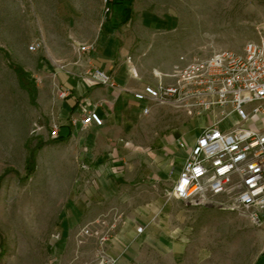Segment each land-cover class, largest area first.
Wrapping results in <instances>:
<instances>
[{"label": "rangeland", "instance_id": "374dc122", "mask_svg": "<svg viewBox=\"0 0 264 264\" xmlns=\"http://www.w3.org/2000/svg\"><path fill=\"white\" fill-rule=\"evenodd\" d=\"M121 1L161 23L150 28L148 13L139 23L131 14L107 30L103 0H0V264H117L132 247L125 264H264V227L174 199L175 164L154 161L175 145L189 152L212 115L166 104L131 112L119 133L98 141L99 132L88 148L78 144L82 130L56 140L72 123L59 75L85 63L81 46L107 33L132 40L138 77L170 85L189 61L242 53L264 36V0ZM130 219L133 237L119 243Z\"/></svg>", "mask_w": 264, "mask_h": 264}, {"label": "built area", "instance_id": "2783aa9c", "mask_svg": "<svg viewBox=\"0 0 264 264\" xmlns=\"http://www.w3.org/2000/svg\"><path fill=\"white\" fill-rule=\"evenodd\" d=\"M103 2L107 15L114 5L122 4L119 0ZM39 47L32 45L31 50ZM89 49L84 45L79 52ZM90 77L94 85L115 86L113 76L101 69L91 71ZM172 78L173 84L161 81L132 92L134 100L143 104L145 115L154 106L166 104L212 115L173 181L172 197L186 205L234 212L264 227V36L248 42L242 53L221 50L189 61ZM60 94L68 97L67 92ZM83 115L82 128L104 125L96 110ZM52 135L57 137V127Z\"/></svg>", "mask_w": 264, "mask_h": 264}, {"label": "crops", "instance_id": "0c3cea01", "mask_svg": "<svg viewBox=\"0 0 264 264\" xmlns=\"http://www.w3.org/2000/svg\"><path fill=\"white\" fill-rule=\"evenodd\" d=\"M149 14L148 21H144V25H148L153 28L161 23L157 19L156 13L139 11L133 7L131 14L139 23L140 18ZM129 12L127 7L122 5H114L111 13L110 19L103 25V28L111 30L112 22L115 25L118 24V19L122 21L121 18H127ZM167 21L173 19L171 14L164 16ZM114 25V23H113ZM133 43L132 40L119 41L112 33H107L101 35L100 38L94 41L92 44L86 45L90 49L86 53H81L85 60V63L81 61L79 63H74L71 67H68L64 72L59 75V82L67 89L69 97L65 100V111L67 118L70 122L77 120V125L69 123L67 129V134L70 133V138L65 142L69 141L72 137L77 138L79 131H85V134L80 137L78 144L86 148L92 143L94 136L101 132L102 137L98 141H102L106 135L113 134L114 136L120 132V129L127 126V117L130 116L131 112H141L143 109V104L134 100L132 92L141 91L147 85H156L145 79H140L138 77L137 70L133 67L132 58L130 56L131 47ZM96 69H101L113 76L115 86L113 88L104 87L102 85H94L91 81L90 72ZM76 106V110L73 111V107ZM91 109L96 110L104 121L102 127L90 126L87 128H82L80 120L82 118V110ZM77 115L80 119H77ZM73 118V120L71 119ZM126 119V120H125ZM75 131V132H74ZM62 142V143H65ZM194 142L189 146L190 148ZM115 149H113L112 157L114 158V163H120L124 154V151H119L116 144ZM171 149V154L167 156L164 160L163 156L153 155L154 161H159V163H167L169 159L175 164V174L176 177L182 170L184 163L189 155L181 145L178 147L175 145ZM169 152V151H168ZM180 162H177V160ZM142 229H140L141 231ZM139 232V231H138ZM134 232L131 231V219L126 222V226L123 229V233L119 239V243L127 242L132 239ZM135 252V248L126 252L123 258L117 264H125L131 255Z\"/></svg>", "mask_w": 264, "mask_h": 264}, {"label": "trees", "instance_id": "16d2710c", "mask_svg": "<svg viewBox=\"0 0 264 264\" xmlns=\"http://www.w3.org/2000/svg\"><path fill=\"white\" fill-rule=\"evenodd\" d=\"M121 1V0H119ZM122 3V1H121ZM127 11L129 12V14H131L132 10L131 8H127ZM129 16H127V18L125 19L126 21L129 19ZM16 72L19 74V76L23 79V80H27V74L20 68L15 67ZM26 86V85H25ZM76 110V106L73 107V111ZM70 138V133L64 135V134H59L58 137L56 138L58 143H62L65 142L66 140H68ZM35 165H36V159H35V152L31 154L30 158L27 161V169L28 171H33L35 169Z\"/></svg>", "mask_w": 264, "mask_h": 264}, {"label": "bare ground", "instance_id": "6f19581e", "mask_svg": "<svg viewBox=\"0 0 264 264\" xmlns=\"http://www.w3.org/2000/svg\"><path fill=\"white\" fill-rule=\"evenodd\" d=\"M182 146V145H181Z\"/></svg>", "mask_w": 264, "mask_h": 264}]
</instances>
